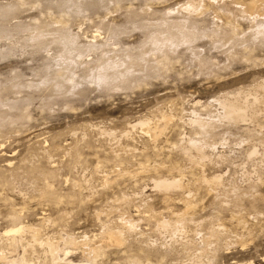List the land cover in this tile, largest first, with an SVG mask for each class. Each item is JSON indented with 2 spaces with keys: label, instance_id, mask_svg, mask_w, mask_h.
I'll use <instances>...</instances> for the list:
<instances>
[{
  "label": "rangeland",
  "instance_id": "obj_1",
  "mask_svg": "<svg viewBox=\"0 0 264 264\" xmlns=\"http://www.w3.org/2000/svg\"><path fill=\"white\" fill-rule=\"evenodd\" d=\"M0 11V253L51 264L52 243L55 264H85L113 231L126 244L98 264H264V0ZM63 33L83 53L64 59Z\"/></svg>",
  "mask_w": 264,
  "mask_h": 264
},
{
  "label": "bare ground",
  "instance_id": "obj_2",
  "mask_svg": "<svg viewBox=\"0 0 264 264\" xmlns=\"http://www.w3.org/2000/svg\"><path fill=\"white\" fill-rule=\"evenodd\" d=\"M259 5V4H258ZM250 6L252 7V9L253 8H257L258 6L257 5H255V1L254 2H252V3H250ZM189 8V7H188ZM1 12V11H0ZM67 35H69L70 36V34H67ZM66 35V33H63L61 36V39H63V40H66L65 41V44H63L64 45V52H63V58L64 59H72V58H75L74 56L75 55H77V53L79 54V53H81L82 51H84V50H80V49H76V53H74L73 51H71V47H70V45H72V44H70L71 42H69L70 40H72V39H74V36H73V38L72 39H69V37ZM173 35V34H172ZM43 36V35H42ZM74 41V40H73ZM90 44V43H89ZM73 46V45H72ZM89 46V45H88ZM94 45H91L90 44V46L89 47H93ZM95 46H97V45H95ZM82 47V46H81ZM225 47V46H224ZM94 48V47H93ZM82 49H84L83 47H82ZM83 53V52H82ZM105 54V53H104ZM116 56V55H115ZM114 56V57H115ZM112 58V57H111ZM117 57H115L114 59H116ZM112 60V59H111ZM115 61V60H114ZM120 61V60H119ZM113 62V61H112ZM122 61H120V63H121ZM117 63H118V60H117ZM119 63V64H120ZM97 67V66H96ZM120 67V66H119ZM64 68H66V67H64ZM235 104V103H234ZM234 104H233V107H230V106H227L228 107V110H229V107L231 108V111H233V110H235V108H234ZM236 107V106H235ZM238 107V106H237ZM240 107V106H239ZM238 107V109H242V108H239ZM227 109V108H226ZM237 110V109H236ZM235 110V111H236ZM240 110H238L239 111V113L242 111H240ZM234 112V111H233ZM243 112V111H242ZM241 112V113H242ZM240 113V114H241ZM230 116H232L231 114H229ZM240 118V117H239ZM238 119V118H237ZM201 128V127H200ZM207 131V130H206ZM164 181V180H163ZM172 181V180H171ZM204 181V180H203ZM174 182V183H173ZM179 182V181H178ZM210 182V181H209ZM208 182V183H209ZM217 182V181H216ZM219 182V181H218ZM217 182V183H218ZM175 184V181H172L171 183H169L168 181L166 182V181H164V183H162V182H160V184H158V186H161V188L162 187H164V189H165V186H170V185H168V184ZM176 183H177V181H176ZM175 185H177V184H175ZM173 186V185H172ZM180 186V185H179ZM174 189V188H173ZM162 190V189H161ZM161 192V191H160ZM163 192V191H162ZM187 194V193H186ZM191 194V193H190ZM218 197V196H217ZM220 197V196H219ZM193 198V197H192ZM157 214V213H156ZM125 216V215H124ZM180 218V217H179ZM149 220V219H148ZM163 220V219H162ZM127 221V220H126ZM165 221H166V219H165ZM179 221H181V220H179ZM183 221V220H182ZM134 222V221H133ZM176 222V221H175ZM178 222V221H177ZM184 222V221H183ZM202 222V221H201ZM240 222V221H239ZM242 222V221H241ZM130 223V222H129ZM199 223V222H198ZM128 224V223H127ZM165 224H169V226H170V223H168V222H164L163 223V225H165ZM15 225H17V224H14V226ZM20 225H21V223H20ZM126 225V224H125ZM133 225V224H132ZM14 226H12V229L10 228H8L9 230H7L6 229V231H5V233H3L4 235H6V238L3 240V246H1V249H2V247H5L4 249H7V250H9L10 249V251H13L14 253H15V249H17V248H20V246H19V244L21 245L22 244V241H24V237H23V235H24V233L26 232V230L28 229V227H26V226H19L18 225V227H14ZM162 226V225H161ZM167 226V225H166ZM174 226H175V224H174ZM210 226V225H209ZM212 226V225H211ZM14 227V228H13ZM117 227V226H116ZM31 228V227H30ZM183 228V227H182ZM156 229V228H155ZM170 229V228H169ZM216 229V228H215ZM222 229H224V228H222ZM30 230V229H29ZM117 230V229H116ZM115 230V231H116ZM162 230V229H161ZM195 230V229H194ZM208 230V229H207ZM166 231V230H165ZM209 231V230H208ZM212 231V230H211ZM218 231H219V229H218ZM223 231V230H222ZM32 232V231H31ZM35 232V231H34ZM34 232H33V234H34ZM109 232V231H108ZM177 232H178V230H177ZM176 232V233H177ZM181 232V231H180ZM186 232V231H185ZM196 232V231H195ZM104 233H106V232H104ZM104 233H103V236H104ZM213 233V232H212ZM216 233H218V232H216ZM32 234V235H33ZM184 234V233H183ZM214 234V233H213ZM36 235V234H35ZM195 235V234H194ZM216 235V234H215ZM235 235V234H234ZM102 236V235H101ZM106 240H104V241H102L101 243H97L96 241H95V243H91V242H93V241H91L89 244H85V242H84V246L82 247L83 248V254H84V257H85V259H86V262L87 263H85V264H98V258L101 256V254L103 253V248H105L104 247V245H105V243H113V244H115V245H118V247L120 246V247H122V246H125V244H126V240L124 239V237L120 234V233H115V232H110V233H106ZM214 236V235H213ZM35 236H33V238H34ZM210 237V236H209ZM4 238V237H3ZM36 238V237H35ZM187 238V237H186ZM205 238V237H204ZM215 238V237H214ZM36 239H38V238H36ZM36 239H34V240H36ZM103 239V238H102ZM105 239V238H104ZM210 239V238H209ZM32 240V239H31ZM34 240H32V241H34ZM100 240V239H99ZM227 240V239H226ZM31 241V242H32ZM202 241H203V239H202ZM37 241H35V243H36ZM99 242V241H98ZM184 242H185V240H184ZM189 242V241H188ZM28 243H29V245H30V242L28 241ZM34 243V242H33ZM61 243V242H60ZM196 243V242H195ZM47 244V243H46ZM51 245H50V247H49V249H48V251H49V257H50V262H52L51 264H55L54 262L57 260V252H56V248L57 247H55L56 245L55 244H53L52 245V243H50ZM189 244V243H188ZM208 244V243H207ZM23 245V244H22ZM44 245V244H43ZM71 245V244H70ZM76 245V244H75ZM81 245H83L82 243H81ZM19 246V247H18ZM27 246H28V244H27ZM31 246V245H30ZM106 246V245H105ZM223 246L225 247V245L223 244ZM117 247V246H116ZM29 248V247H28ZM28 248H26L24 245H23V248H22V250H23V255H22V257L20 258H13V257H11V258H7L6 256L8 255V252H7V255H5L6 253H5V251L4 250H2V252L0 253V264H29L30 262H28L27 260H26V258H25V250L27 249L28 250ZM67 248V247H66ZM64 249V248H63ZM78 249V248H77ZM6 250V251H7ZM18 250V249H17ZM21 250V251H22ZM105 250V249H104ZM47 251V252H48ZM82 251V250H81ZM203 251H205V249L203 250ZM18 252V251H17ZM206 252H207V250H206ZM213 252V251H212ZM13 253V254H14ZM19 253V252H18ZM66 253H68V252H66ZM65 253V254H66ZM9 254H11V252L9 253ZM62 254V253H61ZM209 254V253H208ZM213 256H214V254L213 253H211ZM210 254V255H211ZM215 254H216V251H215ZM15 255H17V254H15ZM126 255V254H125ZM201 255H204V254H202L201 253ZM209 255V257H208V255H207V259L209 258V259H212V257ZM9 256V255H8ZM13 256V255H12ZM83 256V255H82ZM132 256H135V255H132ZM206 256V255H205ZM67 257V256H66ZM129 257V256H128ZM136 257H138V256H136ZM134 258L133 257V259H134V261H133V259H132V261H130L129 263L127 262V260H126V262L128 263V264H142V262L140 261V260H142L141 258H140V260L138 259V258ZM216 257V256H215ZM130 258V257H129ZM192 258H194V257H192ZM17 259V260H16ZM63 259V258H62ZM147 259V258H146ZM197 260H198V258H196ZM208 259V260H209ZM215 258H213V260H214ZM29 261L31 260V259H28ZM80 260V259H79ZM201 260V259H200ZM199 261V260H198ZM198 261H197V264H198ZM58 262V261H57ZM56 262V263H57ZM176 262V261H175ZM174 262V263H175ZM181 262V261H180ZM209 262H211V260L209 261ZM62 263V262H61ZM146 263V262H145ZM200 263V262H199ZM212 263V262H211ZM30 264H32V263H30ZM50 264V263H49ZM73 264V263H72ZM126 264V263H125ZM147 264H151L150 263V261H147ZM153 264V263H152ZM187 264V263H186Z\"/></svg>",
  "mask_w": 264,
  "mask_h": 264
}]
</instances>
